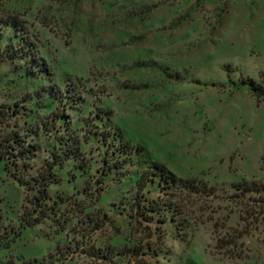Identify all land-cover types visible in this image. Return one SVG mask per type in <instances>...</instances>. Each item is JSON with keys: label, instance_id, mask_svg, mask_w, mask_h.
Returning <instances> with one entry per match:
<instances>
[{"label": "rangeland", "instance_id": "obj_1", "mask_svg": "<svg viewBox=\"0 0 264 264\" xmlns=\"http://www.w3.org/2000/svg\"><path fill=\"white\" fill-rule=\"evenodd\" d=\"M249 80L264 0H0V264H264V213L232 187L264 182ZM155 164L212 192L143 215ZM39 172L49 217L22 227Z\"/></svg>", "mask_w": 264, "mask_h": 264}, {"label": "trees", "instance_id": "obj_2", "mask_svg": "<svg viewBox=\"0 0 264 264\" xmlns=\"http://www.w3.org/2000/svg\"><path fill=\"white\" fill-rule=\"evenodd\" d=\"M247 86L250 95L254 98L256 103L264 101L263 86L256 84L253 80H249ZM15 135L16 134L13 133L6 139L4 138L3 143L0 145H4V141H6L7 145L4 149L15 150V145L18 143L16 142L17 140H15L16 138H14ZM24 151V155H28L27 157L33 155L32 146L25 147ZM4 153V151L2 153L0 152V159L4 158ZM153 167L156 168V170ZM153 167H149L140 174L136 181V188L138 191H142L148 183L153 182L155 177H157L158 189L162 196L157 198V200H147L146 203L148 205L145 208H141L143 215L150 212L158 213L161 214L162 221H165L167 218L177 221L178 217L183 214L184 204H182V201L184 200V197L187 199L189 196L192 197L194 195L204 196V194L207 195L212 192V188L207 187L206 184L191 179L177 177L167 171L160 164H155ZM31 179L34 186L29 185L30 181H25L21 178H18V183L26 186L25 189L27 191H34V193L31 194H29V192L26 193V201L29 203H32L33 200L38 201L40 203L39 207L42 209L40 208V210H36L38 215L34 218L32 217V213H30L29 216L22 213L20 216V221L23 223L22 227L31 226L40 222L42 219L49 217V206L44 208L42 206H45V202L50 199L47 189L51 182L50 174L48 172H39L38 175ZM232 187L234 189V195L238 199L245 201L246 204L251 205V207L258 212L264 213V182L241 181L234 184ZM16 236H18V232L15 233L10 240L4 242V244L7 246V244Z\"/></svg>", "mask_w": 264, "mask_h": 264}]
</instances>
